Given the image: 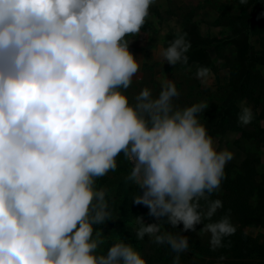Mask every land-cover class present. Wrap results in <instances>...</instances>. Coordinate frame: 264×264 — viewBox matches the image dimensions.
Here are the masks:
<instances>
[{"label":"clouds","instance_id":"1","mask_svg":"<svg viewBox=\"0 0 264 264\" xmlns=\"http://www.w3.org/2000/svg\"><path fill=\"white\" fill-rule=\"evenodd\" d=\"M155 3L0 0V264H148L131 242L108 244L97 227L113 221L97 181L121 155L138 188L132 203L156 221L135 217L137 240L168 246L181 264L185 233L208 234L213 251L235 234L229 215L213 220L223 205L210 197L234 153L217 150L201 121L209 103L180 107L164 72L158 95L148 87L127 94L144 60L130 45ZM190 48L177 30L155 58L187 65ZM210 75L197 67L201 84ZM253 119L242 100L238 122Z\"/></svg>","mask_w":264,"mask_h":264},{"label":"rangeland","instance_id":"2","mask_svg":"<svg viewBox=\"0 0 264 264\" xmlns=\"http://www.w3.org/2000/svg\"><path fill=\"white\" fill-rule=\"evenodd\" d=\"M249 10L253 8L251 1L247 3ZM264 24V15L262 18ZM249 25H254L257 29H264L263 25H258L250 20L249 12L244 13L237 0H156L150 8V16L141 30V34L130 45V51L136 58H144L138 79L134 78L133 84L127 90L130 98L138 94L144 87L152 90L153 95H158L161 90L160 77L162 72L173 80L180 92L175 103L180 107L191 106L192 104L205 100L209 103V108L201 121L206 124L209 134L214 138L217 150L228 149L234 153V158L226 165V180L234 179L241 172V165L247 154L257 156L261 163L258 166L257 181L264 183V138L243 137L239 128H232L223 134L227 126L240 125L247 131H257L256 126L264 128V121L254 122L261 111L252 102L244 100L251 107L254 119L248 125H241L238 122L240 102L236 106L230 105V91L233 80H240L249 67L257 63L259 54L262 51L263 36H249L246 32ZM177 30L187 33V39L191 43L187 55L188 64L178 63L176 66L161 64L155 58V54L163 47H167L169 42L175 38ZM206 44L205 49H198V46ZM248 53L252 56L251 61H247ZM250 60V59H249ZM256 60V62H255ZM254 63V64H253ZM198 66L208 67L211 70L207 85L201 84L196 77ZM257 70L264 77V65L255 64ZM238 71L235 79L231 73ZM260 99L264 103V85L258 89ZM236 107V108H235ZM225 121L220 125L221 119ZM129 162V161H128ZM132 168L131 163L129 162ZM105 177L113 178L114 175L108 173ZM213 193L211 197H221L224 194V185ZM137 188V186H136ZM251 204L256 208L257 213L254 219L241 224L235 222L234 226L241 229L248 235L264 243V196L255 194L251 199ZM146 223H154L155 218L147 214ZM183 227L182 225L180 226ZM202 225L197 226V231ZM164 228L169 231H178L168 225ZM114 229L111 227L109 230ZM109 233H106L107 236ZM189 250L187 251L194 258V264H207L205 257L200 254L196 246L210 245L208 234L188 232ZM162 245H157L148 237L141 249L137 248L142 255L158 249ZM219 258L214 260L218 264ZM231 258H226L221 264H228Z\"/></svg>","mask_w":264,"mask_h":264},{"label":"trees","instance_id":"3","mask_svg":"<svg viewBox=\"0 0 264 264\" xmlns=\"http://www.w3.org/2000/svg\"><path fill=\"white\" fill-rule=\"evenodd\" d=\"M249 1H251L253 6L250 10L249 6H247ZM237 2L244 13L249 12L251 22H257L258 25L260 24L264 27L262 23L264 0H237ZM246 32L249 36H263L261 43L262 51L258 55L259 59L257 63L264 65V29H257L254 25H249ZM206 47L207 45L204 44L198 46V49H205ZM247 56H250L247 58V61H251L252 56L250 53ZM255 64L252 65V61L248 63L249 67L245 71L244 76L240 80L232 81L230 91V98L232 100L229 103L236 106L239 101L248 100L260 108L261 111L257 120L253 123L254 126L257 125L258 121H264V103L258 94V89L264 85V77L257 70ZM237 75L238 71L231 73L232 79H235ZM224 121L225 118L221 119L220 125ZM234 127L242 131L243 137L264 138V128L260 126H256L257 131L253 132L242 129L240 125L227 126L222 133L225 134ZM117 162L118 167L116 171L109 172L114 175L113 178L104 176L97 181L98 187L107 189V199L113 220L107 222L106 225H99L97 227L103 228L104 234L109 233L107 235L108 244L123 238L131 242L136 248L141 249L148 237L146 236L142 241L136 239L135 230L138 225L135 222V217L142 216L145 219L149 209L146 206L132 203V198L137 194L138 188H136L134 183L126 179L131 172V167L122 155L117 158ZM260 163L261 160L257 156L247 154L241 165V172L234 179L223 181L224 194L221 197H210L211 200H221L223 205L217 211L213 220H219L224 215H229L233 225L235 222L244 225L246 222L254 219L257 210L252 206L251 199L255 194L264 196V183L259 184L257 181ZM200 204L202 207H206L204 200H201ZM111 227L114 229L109 230ZM223 243L225 246L215 251L211 249L210 245H197L196 248L205 257L207 264H214V260H217L221 256L232 259L228 264H264V243H261L258 239L248 235L241 229L236 228L235 234L225 238ZM106 248L107 244L105 245ZM175 255L168 246L162 245L157 250L153 249L151 252L144 254L143 257L147 260L148 264H172ZM194 262V258L188 252L181 254V264H194Z\"/></svg>","mask_w":264,"mask_h":264}]
</instances>
